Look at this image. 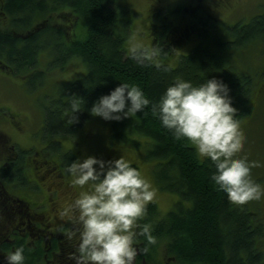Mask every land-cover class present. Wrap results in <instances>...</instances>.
Returning <instances> with one entry per match:
<instances>
[{
	"label": "trees",
	"instance_id": "trees-1",
	"mask_svg": "<svg viewBox=\"0 0 264 264\" xmlns=\"http://www.w3.org/2000/svg\"><path fill=\"white\" fill-rule=\"evenodd\" d=\"M126 12L122 0H0V68L37 85L46 78V72L39 67L44 54H48L51 65L65 68L68 62L77 59L86 69L82 78L62 84L59 96L51 99L53 103L46 109L42 129L49 145L42 151L35 153V149L10 144L0 132V264H7L6 255L21 244L25 246V264H48V260H53L51 255L45 258V254L48 249L49 253L58 250L63 239L57 237V230L68 237L70 227L56 228L59 221L47 214L50 209L45 207L50 202L49 195L42 205L20 196L16 190H31L35 185L40 188L37 180L62 177L65 165L74 161L77 153L73 148L62 147L58 139L67 137L77 143L84 124L94 117L90 111L94 102L121 81L138 84L150 99L156 100L174 77H183L194 84L216 77L228 84L238 121L253 112L257 81L247 73L233 72L228 54L231 48L247 44L250 36L251 41L264 42V17L257 15L247 24H235L231 40L214 41L213 50L207 49V36L202 30L207 25L199 28L187 24L185 31L177 32L176 44L183 41L186 31L194 28L199 29L203 43L171 67L159 61L158 56L141 65L132 53L126 52L125 40L130 30L129 21L124 19ZM161 13L158 11L154 16L156 31L159 36L167 33L168 36L171 21L168 17L163 21ZM54 14L63 15L67 23L60 27L53 24ZM240 28L245 33L238 35ZM162 36L156 45L161 48L160 55L165 56L171 49L167 37ZM237 42L241 44L238 46ZM73 95L82 98L83 104L70 124ZM126 123L131 127L126 134L129 138L124 135ZM118 126L121 127L115 135L118 140L139 144L134 136L147 138L146 158L155 161L151 176L162 191L178 196L165 216L159 213L156 202H149L142 221L152 223L157 237V244L149 246L157 254L156 264H167V257L172 258L171 264H264L260 245L264 240L262 220L254 214L258 218L256 224L248 211H241L225 193L216 190L209 178L214 166L199 157L193 145L177 141L152 115L150 106L136 116L116 120L115 127ZM33 170L42 172L37 180L30 178ZM29 217L33 230L28 228ZM43 219L51 228H45ZM50 231L56 237L47 240L45 234ZM145 243L141 238L137 245L143 248ZM161 247L165 253L163 260L160 250L157 252Z\"/></svg>",
	"mask_w": 264,
	"mask_h": 264
},
{
	"label": "clouds",
	"instance_id": "clouds-1",
	"mask_svg": "<svg viewBox=\"0 0 264 264\" xmlns=\"http://www.w3.org/2000/svg\"><path fill=\"white\" fill-rule=\"evenodd\" d=\"M132 54L138 63H151L160 54L159 45ZM230 88L222 79L212 77L200 84L177 76L156 100L150 99L135 83L121 81L109 94L101 95L91 113L105 120L136 116L150 106L153 116L177 141L194 146L197 155L210 162L214 171L210 181L216 190L235 204L264 198V187L251 176L260 161L238 156L245 137L232 106ZM71 117L81 110L83 100L71 96ZM64 171L74 186L82 189L60 216H68L74 230L67 235L77 240L72 254L75 264H135L140 252L157 244L147 216L155 189L141 171L124 156L102 159L95 155L77 158ZM144 239L143 248L137 242ZM7 264H25V246L21 244L6 255Z\"/></svg>",
	"mask_w": 264,
	"mask_h": 264
},
{
	"label": "rangeland",
	"instance_id": "rangeland-1",
	"mask_svg": "<svg viewBox=\"0 0 264 264\" xmlns=\"http://www.w3.org/2000/svg\"><path fill=\"white\" fill-rule=\"evenodd\" d=\"M122 7L127 10L124 19L130 23V30L125 40L127 53H132L134 45L138 46L137 50L151 48L152 43L156 45L158 37L161 38L162 35L159 36V31H156L154 16L156 12L161 11L163 21L168 17L167 20L171 21L169 35L166 36L167 33L162 37L164 39L167 37L169 40L167 43L171 51L165 56L159 54L158 60L171 67L177 66L182 56L189 54L194 47L203 43L199 29L194 28L186 31L183 41L176 44L178 33L185 31L187 24L201 28L205 23L207 26H203L202 30L207 36L205 37L207 49L213 50L214 41L231 40L235 24L241 22L247 24L257 15L264 17V0H122ZM63 17L54 14L51 22L59 27L65 25L67 22ZM238 31V35L245 33L241 28ZM251 39L252 36L246 41L247 44L239 48H231L228 62L232 65L233 72L247 73L257 81L252 98L253 112L246 119L239 121L245 140L243 150L238 156H246L250 161H260L259 167L252 168L251 176L264 187V42L251 41ZM233 41H237V38ZM240 42H237L238 46ZM49 62L48 54L40 57L39 67L46 72V78L39 85L27 83L22 75H10L0 68V109L2 110L0 132L6 135L10 144L22 149H35V153H39L49 145V142L44 140L42 129L46 109L53 103L51 99L59 96L62 84L82 78L86 72L82 62L77 59L68 62L65 68L51 65ZM115 123L116 120H105L100 116H94L84 124L76 138L77 143L67 137L58 140L65 149L73 148L77 158L95 155L108 160L124 156L130 160L132 165L151 181L156 193L154 202L158 205L159 213L165 216L172 209L178 196L162 191L151 176L155 161L146 158L147 138L134 136L139 139V144L118 140L115 135L121 127H115ZM130 128L126 123L124 135ZM41 173H37L36 170L31 171V180H37ZM37 181L40 188L35 185L34 188H30L31 190L18 188L16 192L42 205L43 201L47 202L45 198L49 195L52 198V205L47 202L45 206L47 210L52 206L59 211L66 208L82 190L80 186L71 183V177L65 172L62 177H47ZM58 183L61 189L57 188ZM238 207L241 211H248L256 224L257 219L260 218L264 227V198L238 204ZM41 209L43 206L39 210ZM256 213L258 218L254 216ZM58 220L67 225L72 223L68 216H60ZM262 244L260 245L264 251V240ZM159 250L160 258L163 260L164 248L161 247Z\"/></svg>",
	"mask_w": 264,
	"mask_h": 264
},
{
	"label": "flooded vegetation",
	"instance_id": "flooded-vegetation-1",
	"mask_svg": "<svg viewBox=\"0 0 264 264\" xmlns=\"http://www.w3.org/2000/svg\"><path fill=\"white\" fill-rule=\"evenodd\" d=\"M49 198H50V196H49ZM50 202L52 203V198H50ZM29 207H30V205H29ZM35 212H37V211H35ZM59 212L60 211L58 209L51 207L50 210L47 212V214L51 213L50 215L56 217L57 221H59L58 220V218H60ZM27 220H28V224H29L28 228L30 230H33L31 227V224H30L31 218L29 217ZM58 223H59L58 226H56L57 229L63 228L64 226L70 227L69 232L72 231V229H74L73 223H71L70 225L69 224L67 225L65 222H62V221H59ZM43 225L46 226L45 228H51V226H52L50 223H49V225L45 224V220L43 221ZM45 228H42V229L44 230ZM50 236H52V238L56 237V236H54V234H51V231L49 233L45 234V237H47V240L50 238ZM57 237L59 239H63V240L61 242L58 241L59 246H58L57 251H53V252L49 253L50 249H48L47 254H45V258H48L51 255L53 257V260L52 261L48 260L47 263L49 264V262H51L52 264H75V261L72 258V254L76 250V244L74 245V243H75L74 240H76L75 237H74V239H69L68 237H66L64 235L62 236L61 233L58 232V230H57ZM69 240H72L73 242L72 241L70 242ZM76 243H77V240H76ZM137 247L140 248L141 246L137 245ZM157 252L159 254V249H157ZM156 257H157L156 252L154 253L151 250H149V252L145 253V254H143V252H140V254L136 258L135 264H156L155 263ZM164 258H165V256H164ZM166 261H167V264H171L172 258L167 257Z\"/></svg>",
	"mask_w": 264,
	"mask_h": 264
}]
</instances>
